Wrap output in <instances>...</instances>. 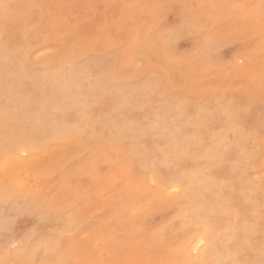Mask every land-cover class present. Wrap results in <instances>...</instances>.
I'll list each match as a JSON object with an SVG mask.
<instances>
[{"label": "rangeland", "instance_id": "374dc122", "mask_svg": "<svg viewBox=\"0 0 264 264\" xmlns=\"http://www.w3.org/2000/svg\"><path fill=\"white\" fill-rule=\"evenodd\" d=\"M0 195V264H264V0H0Z\"/></svg>", "mask_w": 264, "mask_h": 264}, {"label": "bare ground", "instance_id": "6f19581e", "mask_svg": "<svg viewBox=\"0 0 264 264\" xmlns=\"http://www.w3.org/2000/svg\"><path fill=\"white\" fill-rule=\"evenodd\" d=\"M56 123L59 124L57 121H56ZM174 184H177L178 186L177 185L176 186L175 185L173 186V184H172V185H170V188L169 189L172 190V191H174V192H180L179 184L178 183H174ZM1 198H2V196H1ZM3 199H0V203H2L1 200H3ZM5 199L3 200V202H5ZM196 219L198 220V223L206 224L209 227H212V225H213V217L210 216V215H207L206 217H204L203 213H200V214H198L196 216ZM194 230L195 229L191 228V235H190V237L191 236L196 237L194 239V242L195 243H194L193 247H194V249L198 250L199 256H200V260H202L203 257L204 258L208 257L207 251H205V249H204V247L206 246L208 240H207V238H206V236L204 234H201V235H198L197 236V233ZM213 259L216 260V258L214 257V255H213L212 260Z\"/></svg>", "mask_w": 264, "mask_h": 264}, {"label": "snow or ice", "instance_id": "6c2138e0", "mask_svg": "<svg viewBox=\"0 0 264 264\" xmlns=\"http://www.w3.org/2000/svg\"><path fill=\"white\" fill-rule=\"evenodd\" d=\"M185 264H197V262L193 260L185 261Z\"/></svg>", "mask_w": 264, "mask_h": 264}]
</instances>
